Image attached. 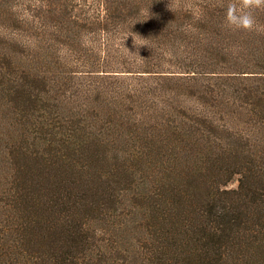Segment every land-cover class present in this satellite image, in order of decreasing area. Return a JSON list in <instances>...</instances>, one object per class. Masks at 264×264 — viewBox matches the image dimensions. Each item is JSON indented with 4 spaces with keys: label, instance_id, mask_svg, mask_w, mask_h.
I'll return each mask as SVG.
<instances>
[{
    "label": "rangeland",
    "instance_id": "obj_1",
    "mask_svg": "<svg viewBox=\"0 0 264 264\" xmlns=\"http://www.w3.org/2000/svg\"><path fill=\"white\" fill-rule=\"evenodd\" d=\"M230 2L0 0V264H187L177 190L264 157V32ZM256 224L229 264H264Z\"/></svg>",
    "mask_w": 264,
    "mask_h": 264
},
{
    "label": "trees",
    "instance_id": "obj_2",
    "mask_svg": "<svg viewBox=\"0 0 264 264\" xmlns=\"http://www.w3.org/2000/svg\"><path fill=\"white\" fill-rule=\"evenodd\" d=\"M258 100L263 106L261 97ZM249 143L254 146L246 155L249 167L247 172L241 173L237 189H221V185L208 188L204 199L194 196L195 191H201L200 185H194L192 189L189 187L190 190H177L175 200H183L184 203L181 210L174 213L176 216L170 233H181L180 236L184 235L185 238L178 239V234L164 238V254L176 253L178 245L170 249V242L176 240L180 248L184 247L182 255L186 256L187 264H229L232 259L240 257L242 261V257L247 256V246L251 245L249 242L256 240V233L252 231L262 233L255 227H258V221L263 225L264 220V157L260 156L262 161L252 157L251 152L259 154V150L253 152L255 144L251 140ZM261 186L263 192L259 191ZM181 218L184 220L182 225ZM249 223L253 224L254 229L251 228L253 226H246ZM57 238L60 242L57 249L71 248V237L61 235Z\"/></svg>",
    "mask_w": 264,
    "mask_h": 264
},
{
    "label": "clouds",
    "instance_id": "obj_3",
    "mask_svg": "<svg viewBox=\"0 0 264 264\" xmlns=\"http://www.w3.org/2000/svg\"><path fill=\"white\" fill-rule=\"evenodd\" d=\"M261 7H264V0H232L226 6L225 22L230 28L264 32V27L257 24L253 15V11Z\"/></svg>",
    "mask_w": 264,
    "mask_h": 264
}]
</instances>
